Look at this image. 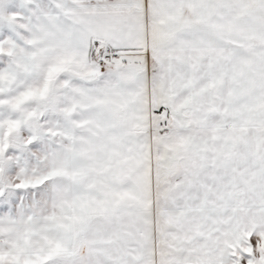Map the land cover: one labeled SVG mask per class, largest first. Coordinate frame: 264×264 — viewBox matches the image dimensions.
Wrapping results in <instances>:
<instances>
[{
    "label": "snow or ice",
    "instance_id": "snow-or-ice-1",
    "mask_svg": "<svg viewBox=\"0 0 264 264\" xmlns=\"http://www.w3.org/2000/svg\"><path fill=\"white\" fill-rule=\"evenodd\" d=\"M0 264H264V0H0Z\"/></svg>",
    "mask_w": 264,
    "mask_h": 264
}]
</instances>
